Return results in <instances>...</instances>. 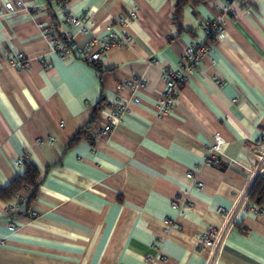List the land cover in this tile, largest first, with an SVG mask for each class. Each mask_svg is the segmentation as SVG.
I'll list each match as a JSON object with an SVG mask.
<instances>
[{
  "label": "crops",
  "instance_id": "1",
  "mask_svg": "<svg viewBox=\"0 0 264 264\" xmlns=\"http://www.w3.org/2000/svg\"><path fill=\"white\" fill-rule=\"evenodd\" d=\"M22 1L0 15V264H264V207L248 195L235 208L264 128V0H185L178 17L179 0H67L91 19L86 34L58 3ZM132 10L131 45L99 63L61 59L43 33L72 28L83 45ZM208 20L223 32L208 36ZM193 41L209 49L161 115L163 70ZM20 51L30 68L12 64ZM134 75L146 86L117 89ZM117 100L122 120L95 136ZM217 134L220 162L209 165ZM29 168L36 185H20ZM221 208L234 216L213 258L200 237L223 229Z\"/></svg>",
  "mask_w": 264,
  "mask_h": 264
},
{
  "label": "built area",
  "instance_id": "2",
  "mask_svg": "<svg viewBox=\"0 0 264 264\" xmlns=\"http://www.w3.org/2000/svg\"><path fill=\"white\" fill-rule=\"evenodd\" d=\"M58 5L59 8H61V11L65 14L64 20L74 28H78L79 33L86 34L91 31L92 21L90 18H82L69 11L66 7L67 0H62L58 3ZM24 7L25 4L22 0L8 1L4 5H0V15L3 16L9 12L22 9ZM136 16V10H132L128 14L121 13L117 15L104 33L95 34L90 41L83 45L79 44L72 28H66L58 35H54L52 33L51 26H45L43 33L45 36L50 37L51 47L61 59H68L71 55L75 54L87 59L92 63H99L111 49L123 48L131 45L132 35L128 32L127 26L129 21ZM205 32L208 36L220 35L223 32V26L216 20H208L205 23ZM208 49L209 45L207 42L193 41L186 48L179 67L164 68L163 74L166 80V88L162 97V109L160 111L161 115H166L173 110L180 89L183 88L184 85L189 81L191 74L199 70L202 56L208 51ZM11 62L19 70H25L31 67L32 59L25 52L20 51L15 55ZM146 84L147 82L143 77L134 75L131 78H126L119 81L117 83V89L122 90L143 88L146 86ZM134 99L135 101L139 100L138 97H135ZM126 108L127 106L124 102L117 100L110 113L109 121L99 130L95 131L94 135L99 137L100 135L109 134L112 131L113 126L122 120L123 113ZM224 142L225 139L220 134L215 135V143L212 145L206 157L205 162L207 164H219L220 161L215 156L216 154L214 155V153H221ZM250 156L257 162V164L252 171V175L245 188L238 196L239 201L236 204V209L243 200H248L250 188L254 184L257 174L264 173V128L260 132L258 144L253 149H251ZM23 161L24 160L22 158H19L15 161V164L21 165ZM189 175L192 176V174ZM15 197L17 201L12 205H8L9 211L17 212L19 210L21 198L18 194H16ZM173 204L178 205V201H174ZM220 211L227 214V222L223 226V229H209L200 237L201 245L213 255V258L216 254V249L219 247L222 241L223 232L232 222L234 216V210L231 212L221 208Z\"/></svg>",
  "mask_w": 264,
  "mask_h": 264
},
{
  "label": "trees",
  "instance_id": "3",
  "mask_svg": "<svg viewBox=\"0 0 264 264\" xmlns=\"http://www.w3.org/2000/svg\"><path fill=\"white\" fill-rule=\"evenodd\" d=\"M46 1L49 5H51L54 2L59 3L62 0H46ZM183 1L185 0H179L177 3V10H176L177 17L181 14ZM35 177H36L35 170L32 168H29L23 176L18 177L17 183H19L20 185L21 184L36 185ZM11 191L12 189L9 190L8 192H11ZM249 198L252 201L264 207V176H259L257 178L252 190L250 191Z\"/></svg>",
  "mask_w": 264,
  "mask_h": 264
}]
</instances>
